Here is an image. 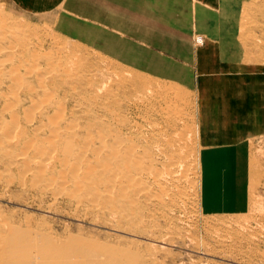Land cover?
I'll use <instances>...</instances> for the list:
<instances>
[{"label":"rangeland","instance_id":"obj_1","mask_svg":"<svg viewBox=\"0 0 264 264\" xmlns=\"http://www.w3.org/2000/svg\"><path fill=\"white\" fill-rule=\"evenodd\" d=\"M65 2L40 0L36 7L22 12L21 4L16 11L0 1L3 223L51 233L71 250L94 253L93 261L100 264H264V126L259 133L243 140L237 151L243 158L228 165L226 184L219 183L217 189L206 185L192 191L187 182L194 174L185 155V147L191 143H195L189 150L191 160L198 155V97L192 82L136 73L98 49L69 38L60 20L66 16ZM234 4L231 2L232 8ZM229 21L231 25V17ZM236 26L238 59L242 64L264 66V0L242 1ZM223 31L227 35L229 30ZM197 36L203 44L205 36H193L194 46L201 47L203 44H195ZM138 77L146 84L139 87ZM262 81L257 86L251 84L258 89L257 102L260 91H264ZM156 82L159 84L155 89ZM164 88L168 89L167 96H179L176 109L161 101L159 93ZM248 92L246 86L231 81V114L236 109L239 116L244 115L243 108L237 110L236 106L241 107ZM260 105L263 113L264 102ZM17 148L27 160L31 158L27 166L10 165L11 160L23 154ZM161 148L168 153L164 161ZM8 152L20 155L12 158ZM112 154L118 158L106 160ZM135 156L151 169L152 176L147 179L150 183L157 173L165 171L186 181L181 187L166 185L165 193L159 191L154 181L148 186V196L139 191L135 205L117 198L115 205H123L134 222L115 229L119 213L104 208L96 214L94 198L102 191L103 183L93 182L92 177L94 174L103 181L109 168L118 163L116 160H131ZM103 158L109 168L96 167L97 160ZM38 160L41 166L36 168ZM86 168L93 174L84 178L81 171ZM223 169L217 166L213 177L219 179ZM35 174L39 177L36 181ZM30 178L34 179L32 183ZM115 186L116 183L113 192ZM181 190L185 194L183 199ZM166 193L177 204L163 201V210L157 209V198ZM68 194L73 200L66 197Z\"/></svg>","mask_w":264,"mask_h":264},{"label":"crops","instance_id":"obj_2","mask_svg":"<svg viewBox=\"0 0 264 264\" xmlns=\"http://www.w3.org/2000/svg\"><path fill=\"white\" fill-rule=\"evenodd\" d=\"M242 1L66 0L61 28L69 38L136 73L192 82L201 143L234 155L246 137L264 126V91L257 102L258 89L251 87L264 79V66L238 59L234 30ZM197 33L206 39L201 47L193 44ZM231 81L249 91L241 107L236 106L243 108L242 116L236 109L229 112Z\"/></svg>","mask_w":264,"mask_h":264},{"label":"bare ground","instance_id":"obj_3","mask_svg":"<svg viewBox=\"0 0 264 264\" xmlns=\"http://www.w3.org/2000/svg\"><path fill=\"white\" fill-rule=\"evenodd\" d=\"M0 1L4 2L6 4V6H10L11 5V7H13L14 10H16V11H19V9H18L19 8V4H21V6L24 7V10H22V12H24L26 8H28V9L30 8L31 9L33 7H36L38 5V3H39L40 0H15V3H12V4H9L7 0H0ZM50 1H52V0H50ZM53 1H56L57 2V0H53ZM59 6H57V8ZM17 14H18V12H17ZM39 14H37V15L39 16ZM60 20H62V19H60ZM43 24H44V22H43ZM195 40H196V38H195ZM139 76H140V74H139ZM136 83H137V85H139V87L141 85H145L146 84V82H144L143 79H142V81H140L139 80V77L137 78V82ZM158 84L159 83L156 84L157 87H155V89L158 88ZM163 84H165V83H163ZM144 87H142V88H144ZM159 90H157V91L159 92ZM167 92H168V89H166V88H164V89L161 90V92L159 93L161 95L160 96L161 99H162L161 101H164V103H166V106L167 107L168 106H172V108L176 109L177 108L176 105L180 102L179 101V98H178L179 96H173V95H170V94H169L170 96H167L168 95ZM152 94H154V93H152ZM155 94H156V92H155ZM183 108H184V106H183ZM51 116H53V115H50V117ZM186 124H188V123H186ZM191 125H193V124H191ZM194 125H196V124L194 123ZM190 127H192V126H190ZM196 127L197 128H195V130H196L195 138H196L197 144H198V155H197V158L195 157L194 159L191 160V157L189 155L190 154L189 153L190 152L189 150H191V148H192L191 145L193 146L195 143L194 144L193 143L190 144V147L191 148L189 147L188 144L185 147V155H186V160H187L186 162L190 166V169H191L192 173L194 174V178L193 179H190V181L187 182V184L192 189V191H194V192H196V189H198L199 187L201 189L202 188H205L206 185L216 186L219 183L220 184H226L227 178H228L227 175L230 174V167L228 165L236 164L237 162L240 161V159L243 158L242 157L243 154H238L237 153V154L231 155V153L228 152V151H222L221 152V151H218V150L214 149V147L213 148L212 147H208L207 145L201 143V141H200V131H199V127H198V125H196ZM10 129H11V127H10ZM191 130H193V129H191ZM195 130H193V131H195ZM5 132H4V134L7 135L8 133L7 132L5 133ZM120 135L123 136L121 134V132H120ZM190 135L192 136L193 134H190ZM10 138H11V136H10ZM165 138H167V137H165ZM193 141H194V139H193ZM188 142H189V140H188ZM23 144H24V142H23ZM157 144L158 143H156V145ZM32 146H35V150H36L37 147H36V145H34V143H33ZM145 146H146V144H145ZM157 146L160 147V144H158ZM3 148H5V147H3ZM7 148L10 149L11 146H8ZM19 148H17V149H19ZM20 149H19V151H21ZM193 149L195 151L196 147L193 148ZM4 150H7V149H4ZM7 151H5V152H7ZM161 151H162V148H161L160 152ZM162 152L164 153V155L162 156V159L161 160L164 161V159L168 155V153H167V150L166 149H164V151H162ZM7 154L8 155H11L12 158H13V155H16V154H19L20 155V153H16V154L13 153V155H12L11 152H8ZM194 154H196V153H194ZM160 155H162V154L160 153ZM5 158H7V157H5ZM12 158L10 157L9 160H11ZM26 158H28V157L25 156V154L23 153L21 157H18L17 159L14 158V160H11V162L8 159H6V160H8V164H9V162L11 163L10 165H18V163H19V165H23V164L25 165L26 164V166H27V164H29V161H30L31 158H29V160H27ZM108 158H112L113 159V158H118V156L116 154L115 155L112 154L110 156H107L106 157V160ZM60 159H62V158H60ZM245 159H246V157H245ZM104 161H105V158H103L101 160H97V163L98 164H96V167L97 166H102L103 169L104 168H109L107 164L104 165ZM116 161L118 163H116L113 166V168H109V171L107 172V175L105 176V179L103 181H101L98 178H95L94 177V174L91 173L87 168L86 169H83L81 171V173H82V175H83L84 178H86V176H91L93 174V177H92L93 182H95L97 184L98 183H100V184L103 183V186H102L103 189H102V191L101 192H98L96 194L95 198H94L96 200L95 201V204L97 205V210H96L97 213L96 214L98 215L99 213H101V211L104 208L107 209V210H109L111 213H113V212H115L117 214L119 213V215L117 216L119 219H115L116 224L113 226V228H115V229H121V228H123L122 225H125V224L127 225L129 223L134 222L133 219L128 216V213L125 211L126 209H125V207L123 205L122 206H116L115 205V202H116L117 198L122 197V198H124V201L125 202H128V203H131V204L135 205L136 200L138 198L139 191L142 190V192L145 195H147L149 193L148 192V189H149L148 186L151 187V184L154 181L157 183V184H155L156 187L159 188V191L162 190V192L165 191V186L168 185V184L174 185L176 187H181L182 185L185 184V181H186L185 179H182V178H180V179L179 178H175L174 176H172L173 174L170 175L169 173H167V171H165L163 173L159 172L160 174L157 173L155 175V173L157 171V169H155L156 170L155 173L153 172L154 173L153 175H155V177L154 178L150 177V178H152L154 180H153L152 183H150L149 180H147V179L149 178V176H152L151 169L149 168V166L147 167V166L142 165V164H144V162L143 163L141 162L139 156H135V157L131 158V160H123L122 161L121 159H118ZM40 164H41V162L38 160V162L36 163V168L37 167H40L41 166ZM46 165H48V164H46ZM217 166L224 167V169H223V175L221 173L219 179L217 177H215V178L213 177V176H215V171H216L215 169L217 168ZM23 167H25V166H23ZM131 168H133V172L128 173L129 169H131ZM5 169H7V168L5 167ZM5 169H4V172L7 173V170H5ZM23 169H25V168H23ZM153 169H154V167H153ZM75 170H76V172L79 171L78 167ZM71 171H72V168H71ZM73 172H72V174H73ZM217 176H218V174H217ZM34 179H35V181L39 179V177H38L37 174L34 175ZM34 179L33 178H30L29 180L28 179L27 180L29 181V183L30 182L32 183V181H34ZM218 180H220V182ZM216 181H217V183H216ZM114 183H116V186H115L116 187V190H115V192H113V190H112V186H113ZM129 186L131 187L130 190L127 189V187H129ZM56 188H58V187H56ZM216 189H217V186H216ZM150 190H151V188L149 189V191ZM181 191L182 192H180V195H182V199H183L185 197V194L183 193V190H181ZM55 194H57V193L55 192ZM2 195H4V194H2ZM66 197H70V199L73 200L71 194H68ZM163 201H166V202L171 203V204H177L176 201L171 196H169V194L166 193L163 198L161 196L157 198V201L155 202V204H156L155 207L157 209L163 210V208L165 207L164 206V203H162ZM245 201H247V200H245ZM187 202H189V201L187 200ZM1 211H2V208H1ZM114 214H112V215H114ZM235 214H237V213H235ZM0 221H1L0 222V264H100L98 262L93 261L95 259L94 258V255H93L94 253H92V252H89L88 253L87 252V253H84L83 254L80 250H78V252L75 251V250H71V249L68 248V246H66V244L64 242H59L58 239H57V237L52 236L51 233H48V232L47 233H44V231H40V230H31V227L30 226H27V228H23V227H20V226L6 225V224L3 223V222H5V220L2 219V217H1Z\"/></svg>","mask_w":264,"mask_h":264},{"label":"built area","instance_id":"obj_4","mask_svg":"<svg viewBox=\"0 0 264 264\" xmlns=\"http://www.w3.org/2000/svg\"><path fill=\"white\" fill-rule=\"evenodd\" d=\"M195 43L201 46L203 44V39L201 37H196Z\"/></svg>","mask_w":264,"mask_h":264}]
</instances>
